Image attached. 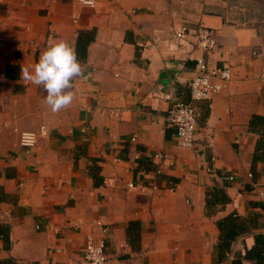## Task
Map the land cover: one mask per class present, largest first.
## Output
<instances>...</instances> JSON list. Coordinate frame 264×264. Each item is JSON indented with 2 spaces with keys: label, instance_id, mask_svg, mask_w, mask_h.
<instances>
[{
  "label": "crops",
  "instance_id": "obj_1",
  "mask_svg": "<svg viewBox=\"0 0 264 264\" xmlns=\"http://www.w3.org/2000/svg\"><path fill=\"white\" fill-rule=\"evenodd\" d=\"M191 1L0 0V264H86L88 234L108 264H264V24ZM58 40L83 74L54 113L21 69ZM200 56L233 73L208 100L190 97ZM174 98L200 112L188 148L167 119Z\"/></svg>",
  "mask_w": 264,
  "mask_h": 264
},
{
  "label": "built area",
  "instance_id": "obj_2",
  "mask_svg": "<svg viewBox=\"0 0 264 264\" xmlns=\"http://www.w3.org/2000/svg\"><path fill=\"white\" fill-rule=\"evenodd\" d=\"M73 2L82 4L81 0H73ZM96 4L97 0H95V6ZM193 34L197 46L203 50H211L215 46L216 40L213 31L206 26L200 25L196 27ZM184 35L183 27L176 32V37L179 39H183ZM232 75V68L229 64L224 63L221 66H209L202 56L197 57L194 74L188 83L191 99H210L213 94L222 89L224 84L232 78ZM165 97L169 98L170 96L165 95ZM199 117V110L191 102H184L174 98L172 105L167 110V119L175 128L178 146L188 148L193 145ZM46 133L45 125H40L37 131H23L20 133L19 143L27 148H32L36 145L39 137L45 136ZM131 139L133 140L134 137ZM157 157L161 160L167 158L163 152H158ZM208 170L213 172L212 168H208ZM248 175L251 174L248 173ZM227 178L232 179L233 176L228 175ZM128 186H133V184L129 183ZM105 246L104 238L95 240L91 234H88L84 242L83 261L86 264H108L109 258L106 255Z\"/></svg>",
  "mask_w": 264,
  "mask_h": 264
},
{
  "label": "clouds",
  "instance_id": "obj_3",
  "mask_svg": "<svg viewBox=\"0 0 264 264\" xmlns=\"http://www.w3.org/2000/svg\"><path fill=\"white\" fill-rule=\"evenodd\" d=\"M81 3L95 7V0H81ZM82 74L74 47L64 40L49 44L32 71L21 69L23 79L43 88L45 102L54 113L71 105L74 99L72 81Z\"/></svg>",
  "mask_w": 264,
  "mask_h": 264
},
{
  "label": "rangeland",
  "instance_id": "obj_4",
  "mask_svg": "<svg viewBox=\"0 0 264 264\" xmlns=\"http://www.w3.org/2000/svg\"><path fill=\"white\" fill-rule=\"evenodd\" d=\"M191 5H197V8L201 7L203 12L223 14L231 22L234 21L241 25L264 24V20L248 21L246 19V17L251 16L250 18H252L256 14L264 15V0H192Z\"/></svg>",
  "mask_w": 264,
  "mask_h": 264
},
{
  "label": "trees",
  "instance_id": "obj_5",
  "mask_svg": "<svg viewBox=\"0 0 264 264\" xmlns=\"http://www.w3.org/2000/svg\"><path fill=\"white\" fill-rule=\"evenodd\" d=\"M235 264H238V262H235Z\"/></svg>",
  "mask_w": 264,
  "mask_h": 264
}]
</instances>
